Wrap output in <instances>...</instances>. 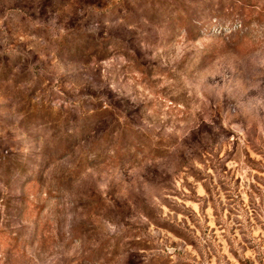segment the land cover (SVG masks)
Segmentation results:
<instances>
[{
	"label": "rangeland",
	"instance_id": "374dc122",
	"mask_svg": "<svg viewBox=\"0 0 264 264\" xmlns=\"http://www.w3.org/2000/svg\"><path fill=\"white\" fill-rule=\"evenodd\" d=\"M0 264H264V0H0Z\"/></svg>",
	"mask_w": 264,
	"mask_h": 264
}]
</instances>
